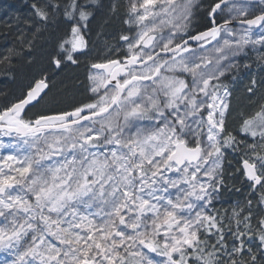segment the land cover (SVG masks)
Listing matches in <instances>:
<instances>
[{"label": "snow or ice", "instance_id": "1", "mask_svg": "<svg viewBox=\"0 0 264 264\" xmlns=\"http://www.w3.org/2000/svg\"><path fill=\"white\" fill-rule=\"evenodd\" d=\"M25 4L0 34V264H264V0Z\"/></svg>", "mask_w": 264, "mask_h": 264}, {"label": "trees", "instance_id": "2", "mask_svg": "<svg viewBox=\"0 0 264 264\" xmlns=\"http://www.w3.org/2000/svg\"><path fill=\"white\" fill-rule=\"evenodd\" d=\"M26 11L27 8L25 0H0V34L5 31L4 25L6 22L9 24H13L15 22V17L18 15H23L24 13H26ZM73 76H78L79 79L82 80L83 69L70 70L68 73H66V78L69 81L68 86L70 88H73V92L75 93V88L73 87V82L71 79ZM75 84L78 85L79 80H77ZM231 195L232 194H226V199L231 197Z\"/></svg>", "mask_w": 264, "mask_h": 264}, {"label": "bare ground", "instance_id": "3", "mask_svg": "<svg viewBox=\"0 0 264 264\" xmlns=\"http://www.w3.org/2000/svg\"><path fill=\"white\" fill-rule=\"evenodd\" d=\"M6 3V2H5ZM3 13V12H2ZM9 19V18H8ZM3 23V22H2Z\"/></svg>", "mask_w": 264, "mask_h": 264}]
</instances>
